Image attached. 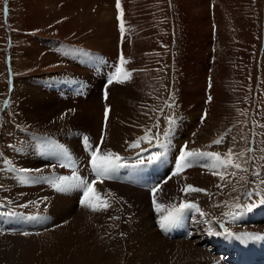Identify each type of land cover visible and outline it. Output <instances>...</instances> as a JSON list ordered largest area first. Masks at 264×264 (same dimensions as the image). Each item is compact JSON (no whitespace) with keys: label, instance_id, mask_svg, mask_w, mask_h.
I'll return each instance as SVG.
<instances>
[{"label":"rangeland","instance_id":"1","mask_svg":"<svg viewBox=\"0 0 264 264\" xmlns=\"http://www.w3.org/2000/svg\"><path fill=\"white\" fill-rule=\"evenodd\" d=\"M116 4L117 0H0V215H6L11 221L10 217L17 214L15 211L25 212L30 209L31 198L40 196V191L48 189V186H40L38 183L20 182L24 173L16 169H31L28 164L31 165L30 161L33 160L52 161L50 155L55 156L58 152L52 145L59 139L71 149L70 141L74 139L75 130L69 131L64 139L58 132L46 134L47 139L52 138L50 143L43 137L42 123L37 125L38 130L32 131L30 129L36 125L27 118L31 110L41 116L42 106L27 98L20 101L21 92L26 86L32 87L28 90L31 91L48 85L46 79L52 78V75L44 71L45 66L54 62L63 67L61 71L66 72V79L83 80L82 85L76 82L66 86L52 79L54 90L70 94L72 101L86 97L91 106L104 109L112 105L114 108L110 111L111 118L109 116L110 119L105 122V129L98 118L95 126L84 134L93 148L99 144L100 149L108 148V151L118 154L129 163L160 152L162 161L163 157L167 158L157 144L175 142L171 141V131L174 130L179 132L177 140L183 142L182 148L184 144L185 150L218 153L222 158H226V154L232 150L235 162L246 170L236 171L231 167L220 169L224 174L221 180L220 174H213L211 163L185 168L184 174L198 172L193 187L205 191L185 194L181 189L185 188L187 180L183 177L174 179L170 190L161 195L155 193L156 203L162 206L159 211L154 204H150L149 190L130 188L139 192L136 195L146 196L150 201L147 208L144 204L142 206L150 215L151 227L156 232L161 229L159 220L172 211L173 206L178 207L182 202L193 200L192 203L206 216L201 217L192 209L185 211L180 221L184 220L187 227H194L190 229L194 236L201 234L204 237L206 234L219 239L220 235L209 234L210 231L221 232L216 223L218 220L227 229L238 231L240 240H264V224L254 226L250 222L254 215L264 211L260 209L261 200H264V0H120V10ZM121 23L124 26L123 34L120 31ZM59 30L62 32L61 37L58 36ZM122 43L123 57L127 62L121 64V77L125 71L130 72L125 82L118 83L121 88L118 92L123 91L120 94L123 98L119 101L116 96L112 98L108 89H102L101 93L96 92L92 97L89 96L92 92L86 96L87 87L92 86L93 79L103 82V75L109 77L108 69L115 67L117 51ZM100 44L109 47L110 51L105 52L106 48L102 50ZM67 67L75 68L69 71ZM76 69H82L85 74V71L89 72L88 77L82 72H76ZM43 82L47 84L42 85ZM105 82L103 84L107 85ZM94 90L92 88L91 91ZM133 92H139V98L142 99L140 101L137 98V105ZM186 105L191 108L195 105L194 122L187 119V112L184 113ZM180 108L183 114L177 115ZM74 113L75 109L67 106L47 119L54 123L58 118L57 124L65 121L69 123ZM182 117L184 123H181ZM193 123H196L194 128L191 127ZM117 131H123L122 139L127 141L119 142L115 136L111 142ZM146 134L151 143L140 139ZM221 136L222 142L214 143ZM83 138L80 143L85 152ZM137 141L139 147L130 146ZM197 142L201 147L195 146ZM112 143L114 147L109 145ZM188 146L191 148L188 149ZM240 153L244 155L239 156ZM167 160L171 163L170 159ZM81 164L84 167L85 161ZM234 171L235 176L230 175ZM49 172L51 170L33 171L29 175L49 176ZM172 175H166V182ZM97 186L95 184V189H99ZM37 187L39 191L35 189ZM35 191V196L28 195ZM52 193L55 192L49 194ZM71 193L68 190V196ZM102 193L98 196L107 201L109 206L105 210L92 211L90 216L89 207L76 200L70 203L75 211L84 210L78 222L87 229L79 237L71 231L58 239L43 233L41 239H45L40 242L23 240L25 224L20 220L9 222L10 228H0V264H124L118 256L108 253L97 256L92 251L85 252L93 249L91 245L95 244L103 250H106L104 245L108 249H114L117 245L118 250L123 244L120 243L123 240H118L117 236L106 235L99 228L96 229L100 220L107 216L112 220L114 230L117 229L119 235L124 236L127 244L142 243L128 238L138 236L140 225L132 202L122 199L126 194L117 192L125 195L119 201H112L105 192ZM100 202L96 198L89 199L91 204ZM134 204L140 206V202ZM252 204L257 206L247 211V207ZM43 209L47 210V207ZM25 214L37 215L31 212ZM41 215L42 221L48 220L42 212ZM232 216L234 221H230ZM55 220H58L57 216ZM62 222L63 219L59 221L60 224ZM103 222L106 221L100 224ZM55 226L51 224V228ZM73 229L80 231L78 225ZM255 231L262 233L261 236H256ZM251 232L253 236L250 237L255 238H245V234L249 236ZM149 242L151 250L148 253L154 264L210 262L206 256L193 258L185 249L160 243L155 238ZM44 248L45 252L42 253ZM200 248L206 251L202 245ZM133 257L138 259H135L136 262L140 260L138 264H153L146 262V258L140 254ZM125 260L133 263L131 257H125Z\"/></svg>","mask_w":264,"mask_h":264},{"label":"bare ground","instance_id":"2","mask_svg":"<svg viewBox=\"0 0 264 264\" xmlns=\"http://www.w3.org/2000/svg\"><path fill=\"white\" fill-rule=\"evenodd\" d=\"M61 35H62V32H61V30H59L58 31V36L61 37ZM65 35H67V34H65ZM100 46L102 47V50H104L106 48L104 50L105 52H107V51L109 52L110 51L109 47H104L103 44L102 45L100 44ZM123 48L124 47H123V43H122L121 47L117 51V56H116V59H115V61H116L115 67L111 68L110 70L108 69L109 76L110 75L113 76L115 74L116 68H117V64H118V62H119V60L121 58V54L123 55V53H124ZM129 62H128V64H129ZM119 63H120V66H119V68H120L121 67V62H119ZM84 66H86V64H84ZM69 68H68L69 71H71L75 67H72V68L69 67ZM57 70H59L58 73H56ZM61 70H63V67L61 65H59L58 63H54L53 62L52 64L45 66V70L44 71L47 72V73H50L52 75V78L46 79V81H48V85L46 87H44V88H38L37 90H35V88H33L31 91H28V90L31 89L32 87L26 86L23 89V91L21 92V96H20V101L25 99V98H27L28 100L38 102L42 106V111L43 112H42L41 116H40L39 113L33 112L32 110L29 111V113L27 114V118L29 119V121H33V124L36 125L35 127H33V129H30V130H32V131L38 130L37 125L39 123H42V129L44 130V132H42V134L44 135L43 137L45 139L48 138V135H46V134H51V132L52 133H57L58 132V135L64 139V137L67 136L69 131H74L75 130L74 131L75 132L74 139H73V141H70L71 149L69 147H67V146H64V144L61 143L60 139H59L58 142L56 141V144L54 146L51 144L52 148H54L56 151H58V154H59V152L62 153L63 157H60V158L65 160V161L61 160L58 157V155L56 154L55 156L50 155L52 161L47 160V159L46 160H38V161L33 160L32 162L30 161L31 165L28 164V167L33 169V170L40 169L41 171H46V172L51 170V172H49L50 173L49 176H48V174L47 175H45V174L29 175V174H25V173L22 176V177H27V178L33 177L32 180H35L36 181L35 183H38L40 186L41 185H44L45 187L48 186L47 190L40 191L41 192L40 196L36 195L37 196L36 198H31L32 205H31L30 209L25 211L27 214H29L31 212V213H35L37 215H26L25 212H23V211H20V212L15 211L17 214L10 217L11 221L9 220V217H7L6 215H4V214L0 215V226L3 223L13 222L15 220H20L21 222H23L25 224V230H22V231H25L26 233H28V235H24L25 239H23V240L27 239V240L40 242L41 240L45 239V237L43 239H41L42 235H44V234L45 235L47 234L48 235L47 237H52V238L58 239L60 237H63L64 235H67L71 231H73V234H76V237H79L80 234L83 231H86L85 230L86 227L84 228L83 226H81L80 222H78L79 217H80V215H82V213H84L83 212L84 210L81 209V210H76L75 211V209L70 207V203L73 200L74 201L76 200L78 203H81V200L83 199L82 187L69 189V190L72 191V193L70 194V196H68V190L67 191H57L56 188H54L52 186V180L51 179L45 181L43 178L44 177L58 178L60 176L71 177L73 170H75V172H76V174L78 176H80L83 179H86L89 182H91L93 180H96V179H93L94 176L91 175V172H90V170L88 168V163L90 162V160H89L90 151L87 150V149H84V151L86 153L83 152L82 146H81V143H80V139L85 137L84 134L85 133L87 134L88 131H90L91 127L95 126V122L98 121L97 120L98 118H99V121L101 123H103V128L105 129V126H106L105 122L108 119L111 118L110 111L114 109L112 107V105L111 106L107 105L105 107L103 106L104 109L103 108H99L100 106L98 108L94 107V105L91 106L90 103H87V101L85 99L86 97L85 98H76L77 100L72 101L70 99V94H68V93L64 94V93L58 92L57 90H54L53 85H51V84H53L52 83V79L56 80L58 82V84L59 83L61 85L67 84L66 86H72L73 84H71V83H76V82H78V84H81V85L83 84L82 78H79L78 80H77V78H70V79L67 78L66 79L65 78L67 76L66 72L64 73ZM75 71L78 72V73L82 72V74L84 73V71L82 69H76ZM75 71H74V73H75ZM85 72H86V74L85 73L84 74H85V76H87L89 72H87V71H85ZM105 76L103 75V78L101 77L103 82H101L99 80H95V79L92 80V86L91 87L90 86L87 87V91L88 92H87L86 96L88 95V93L92 92L91 95H89V96L92 97V95L95 96V94H97L96 92L101 93L102 89H104L106 91L108 89L111 92V94H112L111 97L113 98V97L116 96L117 100L119 101L120 98H123V97H120V94L123 91L122 92H118V89L120 88V84L121 83L120 84L114 83V84H111V86L108 87V85H110V84H107V85L103 84L108 78L107 74H105ZM56 81H55V83H56ZM44 84H47V83L43 82L42 85H44ZM66 88H68V87H66ZM92 88H94L95 90L91 91ZM63 90H64V88H62V91ZM102 94H103V92H102ZM138 94H139V92H138ZM138 94L136 92H133V97H135L134 101H135L136 105H137V102H136L137 98L141 97ZM67 95H68V97H67ZM139 100L141 101L142 99L139 98ZM127 101L128 100H126V102ZM73 102L75 104H73ZM117 104L118 103H115L114 105H117ZM67 106H72L75 109V113H74V115H73V117H72V119H71V121L69 123L65 121L62 124H57V121L59 120L58 118L55 119L54 123L47 119L49 117H52L51 115H57L59 113V111L65 109ZM126 108H129V107H126ZM36 109H33V110H36ZM106 110H107V117L105 115ZM186 112L188 114V118L187 119L190 118L191 122H194L195 120L193 118L196 117L195 114H194L195 113V105H193L192 108L190 106L186 105L184 113L186 114ZM180 113H182L181 112V108L177 112V115H179ZM109 116H110V118H109ZM36 119H40L41 121L40 120H36ZM34 120H36V121H34ZM184 121H185V119L183 118L181 123H184ZM45 122L47 124H45ZM217 123H219L218 119H217ZM195 124L193 123L191 125V127L194 128ZM213 124H215V123H213ZM76 130H78L77 131L78 133H82L83 135L78 134L76 132ZM214 131H212V133H214ZM218 131L219 130H217V132ZM121 132H123V131H120V132L117 131V133L113 134L111 142H113V139H114L115 136H116V139H117V137L119 138V142L127 141V140H123L122 139L123 135H121ZM126 134H128V133H126ZM179 136H180L179 132H176V131L172 130L171 131V141L174 140L175 142L166 144V147H164L162 149V152L166 156V158L171 160V163H170L164 157L162 158V161H161V158L159 159L161 161V163L164 166H166L165 171L163 173V176L166 173H167V175L170 176V175H172L175 172V169L172 170L173 166H174V163L177 162V159H178L181 151L186 149L185 146L182 148V143L183 142L177 140L179 138ZM210 137L211 136H209L208 139ZM53 138L57 139V137H53ZM50 140L52 141V138L51 139H47V141H49V142H50ZM47 141H46V143H47ZM62 141H64V140H62ZM114 143H116V141ZM197 143L198 144L195 145V146L201 147L199 142H197ZM59 145H60V147H59ZM109 145L113 146L114 144L112 143V144H109ZM94 148H95V146H94ZM170 148H171V152H170ZM190 148L191 147L188 146V149H190ZM107 149H104V150L100 149V154L108 152ZM43 150H44V146H43ZM187 151H189V150H187ZM198 152L205 153L203 151H198ZM49 154H51V152H49ZM65 155L70 157V159L74 163H73V167L72 168H67L66 167V168H64L66 170V172L62 173L61 171H64V169L62 170V168H60L58 165L61 164V163H68V160L64 159ZM161 156H162V153H161ZM27 158H31V157H27ZM192 159H193V163H192V166L189 167V168L199 167V166L205 165L207 163H211L210 166L212 168L213 160L211 158L207 157V156L194 157ZM27 161L29 162V160H27ZM83 161H85V166L81 167V165H82L81 163ZM121 162H124V160L121 159L120 163ZM48 163L52 164V165H57V167H54V168L49 167ZM169 163H170V168H169ZM24 166H26L25 163H24ZM80 167H81V169H80ZM16 168L17 167L15 166V169ZM169 169H170V171H169ZM186 169H188V168H186ZM115 170H117V169H115ZM185 170H181V172L178 175H174L173 174L169 178V180L167 182H166V179L164 178V180L162 182H160V188L158 189V192L156 191V194L158 193L157 195H161V193L166 192L168 189L170 190V188L172 187V185H171L172 180L180 179L179 177L185 178L187 180V185L193 186V183H194L193 180L195 179L196 174L198 172H196V171L191 172V173H187L186 172V174H184ZM199 173L201 174L202 171H200ZM159 174H160V172H159ZM39 176H42V177H39ZM39 182H45V183L40 184ZM95 184L98 185L97 187L99 188V189H95L96 190V195L103 194L102 193V191H103V192L106 193V196L110 197V199L112 201H119L120 197L122 195L126 194V197H124L122 199L123 200L124 199L125 200L129 199V201L132 202V204L134 205V208H135V210H136V212L138 214V223L140 225V229L138 231V236H133V237L129 236L128 238H129V240H137V241L142 242V243L136 244V245H133L132 243L131 244H127V242L124 240V236L123 235H119V233L116 231L117 229L114 230L113 222H112L111 219L109 220V217L107 216V218L105 217V218H102L100 220V222L96 225L97 226L96 229L99 228L98 230L106 233V235L109 234L110 236H117L118 240H123L120 243H123L124 245L122 244L121 247L118 248V250L116 249L117 245L114 247V249H108L107 246L104 245L103 248L106 249V250H103V249H101V247L98 244L91 245V244H93V241L91 240V244L90 245H91V248H93V249L86 250L85 251L86 253L87 252L90 253V251H92V253L96 254L97 256H104L105 253L106 254L108 253L110 255H114V256L120 257V262H124V264H130V263L126 262L125 257L133 258V260H132L133 263H131V264H135L134 262H136V260H138V259L135 258L136 259L135 260L133 255H135V257H136V256H138V254H140L142 256V258L143 257L146 258V259H144V260H146V262H152L154 264V261H153L151 255L148 253V250H151V245H150L149 241L152 238H155L156 241H158L160 243L167 244V245L173 246V247H180V248L185 249L191 255H193V258L195 257L197 259V258H201L203 256H206L208 258L207 260L210 261L209 264H219V262L217 263V261H215L213 259L211 253H209L208 251H203V249L200 248L201 245L203 244L202 247H204V248L207 247L208 249L212 250V249H214L213 248V243L217 242L216 240H212L211 238H208V235L205 236L206 234H204V237L201 234H197L196 236H194L192 234L193 231L190 230L191 228H192V230L194 229L193 226L189 227L188 232L187 231H185V232L182 231L184 233L187 232V235L183 234L184 237H185L183 240L176 239L175 241H169L167 239H164V237H162V233L164 234L165 230H161L160 229V230H158L156 232V230L153 228V226L151 227V224H150L151 217H150V215L148 214L146 209H143L144 207L142 205L144 204L145 207L147 208L148 204H149L148 202H150V201H148V198L146 196L136 195L139 192L135 191L133 189L130 190V187L128 189L127 187H121L119 185L117 186L116 184H110V183L108 184V183H106V181L104 182L103 180L102 181L101 180H97ZM94 188H95V185H94ZM35 189H38V191L40 190L38 187L35 188ZM53 191L55 193H52L50 195L49 193H51ZM141 191H143V190H141ZM117 192L125 193V194H117ZM33 193H36V191L35 192H29L28 195H31L33 197V196H35V194H33ZM196 193H198V192H196ZM135 195H136V197H133ZM69 197H71V199ZM92 198H95V197H92ZM133 202L134 203L140 202V206L137 207ZM187 202L192 203L193 200H188ZM45 207H47V210L43 209ZM263 207H264V204H261V208H263ZM17 210H19V209L17 208ZM168 210H169V208H168ZM168 210H164V212L168 211ZM88 211H89V215L88 216L92 215V210H90V208H88ZM41 212H42L43 216L45 215L48 220H45V221L41 220L42 219ZM163 214H167V213H163ZM55 216L58 217L57 221L55 220ZM192 218H194V217H192ZM62 219H63V222L60 224L59 221L62 220ZM107 220H109V221H107ZM194 220H196V218ZM102 221H106V222H103L102 224H100ZM230 221H234V217L233 216L230 218ZM252 221L255 222L254 226H257V224H258L257 222L258 221H259V223H263L264 224V212H261L258 216L253 217ZM51 224L52 225L54 224L56 226L54 228H51ZM44 225H45V229L43 228ZM76 225L79 226L80 231H78L76 229L75 230L73 229L74 226L76 227ZM202 225H201V227H202ZM6 226H8V225H6ZM85 226H86V224H85ZM47 228L49 229L48 231L46 230ZM201 229H203V227ZM40 230H42V231H40ZM38 231L40 232L39 234H37ZM228 232L233 234L232 237H234L235 240L237 239V237L239 235L238 231H230V230H228ZM34 234H37V235H34ZM261 234L262 233L258 232L256 234V236H261ZM221 236H223V235H221ZM5 237H7V236H5ZM89 238H91L90 234H89ZM23 240H20V241H23ZM100 242L103 243L102 241H100ZM33 243H35V242H33ZM95 247H99V248H95ZM145 248H146V250H145ZM13 251H15V250H13ZM43 252H45V248L43 249L42 253ZM139 261L136 262V263L138 264Z\"/></svg>","mask_w":264,"mask_h":264},{"label":"snow or ice","instance_id":"3","mask_svg":"<svg viewBox=\"0 0 264 264\" xmlns=\"http://www.w3.org/2000/svg\"><path fill=\"white\" fill-rule=\"evenodd\" d=\"M116 7L118 10L121 9L120 0H117ZM121 15H122V10H121ZM118 19H120V17H118ZM120 31L123 34L124 32L123 23L120 24ZM120 62L121 64H124L127 62L124 60V57L122 54H121ZM121 71L122 70L120 68H117L116 73L112 77L109 78L108 83L111 84L113 81H115L116 83L125 82V79H127L130 76V72L125 71L123 73V77H121ZM106 97H107V93L105 92V98ZM209 99H211V97H209ZM105 115L107 117V110H106ZM165 135H167V133ZM140 139L147 140V142L151 143V139L147 137V134L145 137H141ZM222 140H223V136H221L214 143L220 144ZM102 141H103V136L101 137V143ZM83 143L86 149L90 151V166H91L93 173L95 174L96 180L89 182L86 179H83L80 176H78L75 170H73L71 177H68V176H60L58 178L44 177L43 179L45 181L51 179L52 186L56 188L57 191H67L71 188L82 187L83 199L81 200V204L85 207L91 208L92 211L105 210L109 205L107 204V201L101 200V197L96 195V190L94 188V185L97 180L102 181L104 177L109 176L111 173L115 171L116 168L120 166L121 157L118 154H115L111 151L100 154V146L97 145L95 148H93L92 145L89 143L88 137L83 138ZM130 146L133 148L139 147V141L131 144ZM157 146L161 149L166 147V145H164L163 143H158ZM144 151H147V149H145ZM243 155H244L243 153L239 154V156H243ZM204 156H207L213 160V164H212V168L214 170L213 174L214 175L220 174L221 180L224 179V174L219 172L220 169H226L228 167H231L235 169L236 171H246L245 169H242L240 163L235 162V160L233 159L234 154L232 150H229V152L226 154V158H222L220 154L218 153H201V152L182 150L177 159L176 169L173 174L178 175L181 172V170L191 167L193 163L192 158L204 157ZM160 158H161L160 152L151 153L144 159L138 160L137 163L144 164L146 160L148 164H152L155 161L159 160ZM236 158L238 159L239 157H236ZM64 159L68 160V163H61L58 166L60 168H66V167L72 168L74 162L70 159V157L65 155ZM49 167L54 168V167H57V165H49ZM16 171L20 173L30 174L33 171L40 172L41 170L40 169L31 170V169H26V168H20V169H16ZM230 175L235 176V171L230 173ZM241 179H243V177H241ZM20 182L35 183L36 181L31 180L27 177H22ZM156 191H158L157 188L152 189L153 203L155 207L157 208V210L159 211L162 206L156 203V200H155ZM181 191L187 194V192H203L205 190L200 189V188H195L191 185H186L184 189H181ZM90 197H95L98 201H101L100 204L89 203ZM261 203L264 204V200H261ZM256 206H257L256 204L249 205L246 210L251 211L252 208ZM192 209H194L197 213H199L201 217L206 216V214L203 211H201L196 204L190 203V202H182L178 207L173 206V210L169 211L167 215L163 216L159 220L158 222L159 227L162 230L167 231L168 229H170L172 226H174L177 222H179L183 218V214L185 211L192 210ZM220 227L222 229V232L210 231L209 234L210 235H225L226 238L231 237L233 235L232 233L228 232L227 228H224L223 224H221ZM23 235H28V233H23ZM240 238L241 237L239 236L237 237V239H240ZM245 238L253 239L255 237H250V236H247V234H245Z\"/></svg>","mask_w":264,"mask_h":264}]
</instances>
